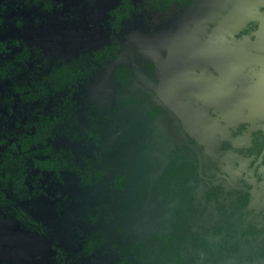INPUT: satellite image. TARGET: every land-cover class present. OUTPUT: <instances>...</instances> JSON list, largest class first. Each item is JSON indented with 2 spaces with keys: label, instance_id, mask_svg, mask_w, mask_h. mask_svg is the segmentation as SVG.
Listing matches in <instances>:
<instances>
[{
  "label": "flooded vegetation",
  "instance_id": "1",
  "mask_svg": "<svg viewBox=\"0 0 264 264\" xmlns=\"http://www.w3.org/2000/svg\"><path fill=\"white\" fill-rule=\"evenodd\" d=\"M261 10L264 12V6ZM108 26L111 40L99 47L116 37L119 44L116 57L124 47L121 28L113 32L109 23ZM259 26L260 23L252 19L230 27L238 30L239 38L256 32ZM11 41L0 40L5 43L0 54L13 52L15 47ZM28 45L41 50L48 63L58 59L68 61L84 50L99 48L84 49L66 58H51L41 48ZM224 53L227 52L215 51L205 62L212 63L214 69H221L218 64L222 63L221 58H226L222 67L225 73L222 72L230 89L219 95V99L209 100L207 107L192 113L187 121L160 95L137 81L129 61L117 66L128 67L131 81L119 92L115 66L112 73L117 83L111 101L107 106H100L92 97L88 83L97 79L115 57L74 91L71 98L76 104L75 115L84 132L68 145L73 160L59 167L61 177L57 187L51 183L43 185V197L49 199L43 204L49 214L21 215V219L15 215L0 217V222H12L17 228L47 241L49 251L36 254V264H264V194L253 195L254 185L261 179L254 178V183L251 180L252 170L264 166V145L259 154L248 151L252 132L264 134V114L257 115L249 106V102L255 100L264 105L263 94L253 85L262 79V73L251 79L245 77V71L240 70L242 63L232 60L236 56ZM35 63L39 69L44 67L39 59ZM147 66L154 69L152 62ZM234 66L237 67L235 72ZM28 67H32L31 62ZM167 71L189 72L197 82L190 86L185 84L172 94L163 81ZM161 79L169 97H178L186 91L198 95L210 83L193 69H166ZM132 84H137L135 89ZM195 84L199 85L197 89ZM238 85L242 87L236 88ZM247 87L249 92L238 90ZM6 90L0 85V99ZM124 90L149 94L163 112L148 122H131L128 117L120 119L123 111L122 108L117 110L116 103L127 106ZM106 114L109 117L101 119ZM35 123L0 122V138L6 136L2 134L3 125L9 126L11 131H24L27 130L24 125L32 128ZM171 140L191 148L197 166L195 169L170 168L175 176L163 178L160 175L169 162L168 148L175 147ZM63 143L68 141L64 139ZM229 155H233V166L244 168V178L228 177L227 167L220 166L219 161ZM246 158L248 164L244 162ZM243 192L249 193L244 206L240 198ZM17 201L11 203L15 210ZM2 205L0 196V208ZM56 206L58 210L50 214L51 208ZM30 219L38 223L30 227ZM0 264L28 262L0 257Z\"/></svg>",
  "mask_w": 264,
  "mask_h": 264
},
{
  "label": "rangeland",
  "instance_id": "2",
  "mask_svg": "<svg viewBox=\"0 0 264 264\" xmlns=\"http://www.w3.org/2000/svg\"><path fill=\"white\" fill-rule=\"evenodd\" d=\"M117 2L118 0H49L47 3L43 0H0V14L3 18L0 40L19 38L41 48L51 58H66L84 49L92 50L111 40L109 10ZM261 6H264L263 0H203L190 9L179 10L160 25H150L143 13L136 11L121 27L124 47L97 79L89 81L92 97L100 106H107L117 83L113 69L118 64L129 61L137 81L155 91L187 121L192 113L207 107L209 100L219 99V95L230 89L225 84V69L222 70L226 58H221L223 61L218 64L221 69H214L211 67L212 63L205 62L213 52L223 51L227 52L224 53L225 56L235 55L232 60L236 64L242 63L240 70L245 71V77L247 75L251 79L262 73L261 78L264 79V62L258 61H264V12ZM252 19L260 23L259 29L238 38V30L230 26H240ZM219 46L222 48L217 49ZM150 62L154 64L153 70L148 69L147 64ZM170 68L193 69L210 80L209 86L198 95L186 91L178 97H169L165 94L161 73ZM235 71L236 66L233 72ZM136 86L137 84H132L133 89ZM239 87L242 86L238 85L236 88ZM238 90L249 92L248 87ZM232 159L233 155L224 156L219 161L220 166L227 167L228 177L244 178V168L233 166ZM244 162L248 164L249 159L246 158ZM254 170L251 172L254 176L251 179L253 183L254 178L261 179L254 185L256 191L253 195L257 196L260 192L264 194V166L259 165ZM48 251L44 238L21 230L12 222H0V257H12L18 263L36 264L35 255Z\"/></svg>",
  "mask_w": 264,
  "mask_h": 264
},
{
  "label": "trees",
  "instance_id": "3",
  "mask_svg": "<svg viewBox=\"0 0 264 264\" xmlns=\"http://www.w3.org/2000/svg\"><path fill=\"white\" fill-rule=\"evenodd\" d=\"M43 1L47 3L49 0ZM202 1L119 0L110 10L109 24L113 32H118L123 22L130 19L133 12L139 11L150 25H160L180 9H190ZM2 29L3 18L0 14V32ZM113 38L111 43L92 51L84 50L68 61L58 59L48 63L41 50L17 39L11 41L15 47L13 52L8 50L0 54V85L7 89L1 94L0 122H37L32 128L31 125H24L27 128L24 131H11L7 125L1 126L5 131L2 134L11 138H0V196L3 200L0 217L15 215L21 219V215L49 214L43 204L49 200L43 197V185L51 183L54 188L57 187L61 177L59 167L73 160L70 155L72 149L68 145L75 141L79 133L84 132V127L77 123L76 104L71 98L72 94L85 83L87 77L99 73L115 57L119 44L117 38ZM4 44L0 42V49ZM37 59L44 64L43 68L37 67ZM29 62L32 63L31 68L28 67ZM114 75L119 80L118 91L121 92L131 81L129 69L126 65H119L115 68ZM163 81L172 94H176L185 84L190 86L194 81L197 82L191 73L177 71L165 72ZM198 87L195 84V88ZM124 92L127 106L116 103L117 110L122 108L123 111L120 119L128 117L131 122H148L158 117L159 107L149 94L143 91ZM117 99L120 101V98ZM108 117L106 114L101 119ZM252 138L248 151L259 154L264 145V134L254 131ZM64 139L68 143L64 144ZM171 142L175 147L173 150L168 148L169 162L160 175L163 178L175 176V171H170V168L195 169L197 166V158L191 148L184 143ZM13 196V200H18L17 210L11 204ZM240 198L244 200V206L249 193L243 192ZM56 210L58 206L51 208L50 214ZM29 221L30 227L38 223L36 219Z\"/></svg>",
  "mask_w": 264,
  "mask_h": 264
},
{
  "label": "crops",
  "instance_id": "4",
  "mask_svg": "<svg viewBox=\"0 0 264 264\" xmlns=\"http://www.w3.org/2000/svg\"><path fill=\"white\" fill-rule=\"evenodd\" d=\"M253 85H255V87H257L258 89L257 91H260L264 96V79H261L260 81L254 83ZM249 106L253 111H255L254 113H257V115L264 114V105L259 101L257 100H255L254 102L250 101Z\"/></svg>",
  "mask_w": 264,
  "mask_h": 264
}]
</instances>
